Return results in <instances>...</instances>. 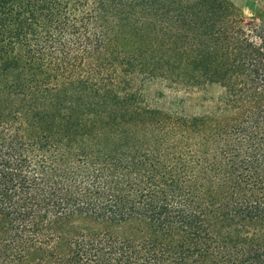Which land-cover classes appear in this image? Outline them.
<instances>
[{"label": "trees", "instance_id": "trees-1", "mask_svg": "<svg viewBox=\"0 0 264 264\" xmlns=\"http://www.w3.org/2000/svg\"><path fill=\"white\" fill-rule=\"evenodd\" d=\"M259 3L0 0V264H264Z\"/></svg>", "mask_w": 264, "mask_h": 264}, {"label": "rangeland", "instance_id": "rangeland-1", "mask_svg": "<svg viewBox=\"0 0 264 264\" xmlns=\"http://www.w3.org/2000/svg\"><path fill=\"white\" fill-rule=\"evenodd\" d=\"M240 17V25L243 27H246L248 22L253 19L256 15V12L259 9V0H233ZM82 225L83 223H88L85 225H88L89 228H94L93 223H89V221H81ZM126 228H119L116 231L118 232H124Z\"/></svg>", "mask_w": 264, "mask_h": 264}]
</instances>
